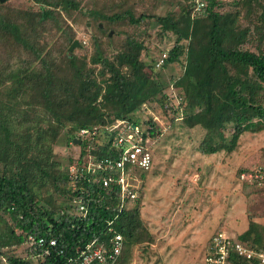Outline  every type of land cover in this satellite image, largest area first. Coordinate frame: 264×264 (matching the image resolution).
<instances>
[{"label":"trees","instance_id":"obj_1","mask_svg":"<svg viewBox=\"0 0 264 264\" xmlns=\"http://www.w3.org/2000/svg\"><path fill=\"white\" fill-rule=\"evenodd\" d=\"M191 1L188 5L178 2L177 12L171 10L164 15L147 11L135 15L134 7L124 6L125 2H115V10H104L97 4L83 10L81 0H32L38 10L20 14L4 10L0 2V51L4 49L0 54L3 264H33L19 250L29 234L56 240L52 255L37 264H66L69 257L76 258L79 252L81 255L87 245L107 244L112 235L109 225L123 241L113 264H130L133 248L153 240L140 215L139 189L134 202L125 205L121 204L118 186L104 187L98 173L83 172L71 181L60 162L51 159L58 128L26 121L21 116L26 105L39 104L57 116L61 125H70L67 142H73L81 128H98L95 136H80V152L71 164L80 167L89 156L116 158L113 135L104 128L116 120H127L142 128L144 138L155 137L154 120L139 122L136 112L145 103L166 105L171 96L166 93L160 70L182 61L183 73L171 83L177 90L178 106L176 110L167 107L172 113L183 114L186 127L199 126L205 131L198 146L200 153L232 152L243 133L264 131V4L260 0H237L235 11L224 12L219 9V0H200L196 2L199 12L192 15L195 0ZM61 8L71 20V13L76 20L81 13L86 23H92L109 40L110 29L116 25L127 22L140 26L154 20L159 34L171 32L174 42L161 62L160 57L151 63L141 58L146 47L139 33L126 34L111 56L96 45L91 62L101 68L95 74L92 69L86 70L85 59L80 60L68 48L65 66L69 75L61 74L63 69L46 59V54L41 55L43 45L31 31L47 21L56 22L54 13ZM29 13L34 19L24 17ZM253 16L256 22L251 21ZM24 30L32 37L24 36ZM66 39L72 44L73 32L66 34ZM92 40L96 44V37ZM19 45L25 52L20 61ZM228 126L229 138L223 133ZM136 173L143 178L147 171ZM74 198L86 206L84 215L71 203ZM235 239L264 249V224L249 220ZM229 264L256 263L231 256Z\"/></svg>","mask_w":264,"mask_h":264},{"label":"rangeland","instance_id":"obj_2","mask_svg":"<svg viewBox=\"0 0 264 264\" xmlns=\"http://www.w3.org/2000/svg\"><path fill=\"white\" fill-rule=\"evenodd\" d=\"M135 1L137 2L134 4L132 0H81L83 10L95 4L104 10L106 7L115 10V2H125L124 6L134 7L135 15L142 11L164 15L171 10L177 12L178 2L187 5L192 2ZM198 1L200 0L194 1L192 15H197L200 10L196 3ZM219 1L220 11L237 9L234 6L237 0ZM260 1L264 4V0ZM1 3L5 6L4 10L20 11V14L24 11L38 10V5L32 0H5ZM54 14L56 22L47 21L42 23L41 27L34 26L31 31H35L38 44L43 45L41 55L46 54V59L57 68L63 69L60 71L61 74L69 75L65 66L67 49L71 44L66 39L69 32H73L74 40L79 42V45L70 52L80 60L85 59L86 70L92 69L94 74L101 68L99 64L91 62L96 45L103 54L111 56L126 34L139 33L138 36L143 39L146 47L141 58L151 63L159 60L174 42V35L171 32L159 34L160 28L154 20L146 21L147 23L140 26L129 25L127 22L116 25L110 29L109 40L92 23H86L81 13L78 20L73 13H71L73 20L68 18L62 8L59 9V13ZM24 17L34 19L30 13ZM251 21H257L255 16ZM242 22L246 25L245 20ZM28 32L24 30L23 35L31 36ZM92 36L96 37V44ZM20 47L19 61L25 58L24 49ZM2 53L3 48L0 51V54ZM183 68V62L178 61L160 70V76L166 84V93L171 96L164 107L158 102L145 103L136 112L139 122L141 119L154 120L158 134L148 143L152 150L151 168L145 177H137L134 182L135 187L139 188L140 215L153 240L133 248L130 264H206V248L213 233L224 231L228 235L237 236L241 230L239 225H242L241 218L249 221L256 216H264V189L239 179L242 171L264 168V131L243 133L232 152H217L215 160L200 153L198 146L205 131L199 126L186 127L182 122L183 114L179 111L172 113L167 107L171 106V109L176 110L178 106L177 90L171 83L183 73ZM23 109L21 116L26 121H38L58 128V135L52 144L51 159L60 162L61 170L66 172L71 159L77 158L80 152L77 142H67L70 125H61L57 116L39 104H28ZM230 129L228 126L223 131L228 138ZM74 135L75 140H80V133L75 132ZM57 196L59 200L62 199L60 195ZM45 199H48L47 195ZM55 200L58 199L55 197ZM230 206L235 208L234 212L230 211ZM228 215L231 218L229 223Z\"/></svg>","mask_w":264,"mask_h":264},{"label":"built area","instance_id":"obj_3","mask_svg":"<svg viewBox=\"0 0 264 264\" xmlns=\"http://www.w3.org/2000/svg\"><path fill=\"white\" fill-rule=\"evenodd\" d=\"M165 57V54L160 58ZM148 129L151 126H147ZM113 135V144L117 151L116 158H92L88 157L86 162L80 167L76 163H72L67 168L68 178H78L83 172L88 174H96L99 176L98 181L104 187L111 184L118 186L121 195V204H131L137 197L135 180L138 174L137 170L148 171L152 164V152L150 150L149 138L142 136V128L138 125L130 123L127 120H116L104 128ZM98 128H81L78 133L80 136H88L97 133ZM242 182L257 187L264 186V168L257 167L250 171H242L239 174ZM71 203L78 207V213L85 214L86 206L81 203L79 198H74ZM122 207V206H121ZM110 223V222H109ZM108 232L112 235L109 242L96 244L94 247H87L75 257H69L66 264H113L123 247L122 235L115 232L110 225ZM56 246L55 238L46 239L29 234L27 239L22 243L20 251L23 256L31 258L33 264H37L39 260L52 255ZM4 247L0 246V264L5 263L3 255ZM237 256L248 261H255L256 264H264V249H255L249 247L238 240L226 234L223 231L214 233L207 244L205 262L206 264H229V258Z\"/></svg>","mask_w":264,"mask_h":264},{"label":"crops","instance_id":"obj_4","mask_svg":"<svg viewBox=\"0 0 264 264\" xmlns=\"http://www.w3.org/2000/svg\"><path fill=\"white\" fill-rule=\"evenodd\" d=\"M217 155V153H214V154H211V155H209V157H211V158H213L214 160L215 159H217V158H215V157H217L216 156ZM214 169V168H213ZM234 195H235V193H233ZM237 194V193H236ZM236 197V196H235ZM232 198H233V196H232ZM237 198H239V196H237ZM231 203H232V201H231ZM232 205V204H231ZM230 211L231 212H234V210H235V208H233L232 206H230ZM237 214V213H236ZM231 220V218H230V216L228 215V218H227V222L229 223V221ZM253 220H255L256 222H259V223H261V224H264V216H256V217H254V219ZM240 223H242V225L241 224H239L240 225V227H241V230H240V232H242L243 230H245L246 228H247V226H248V221H246L245 220V218H244V220L241 218L240 219ZM238 225V226H239ZM226 226H228V224H226ZM228 228V227H227ZM224 232V231H223ZM239 232V233H240ZM230 235V234H229ZM230 236H232V237H235L234 235H230Z\"/></svg>","mask_w":264,"mask_h":264},{"label":"water","instance_id":"obj_5","mask_svg":"<svg viewBox=\"0 0 264 264\" xmlns=\"http://www.w3.org/2000/svg\"><path fill=\"white\" fill-rule=\"evenodd\" d=\"M5 0H0V2H3ZM79 42L77 40H74L72 44L69 46V50H72L74 47L78 46ZM80 143V140H73V143Z\"/></svg>","mask_w":264,"mask_h":264}]
</instances>
